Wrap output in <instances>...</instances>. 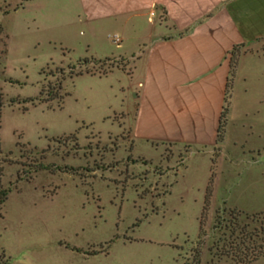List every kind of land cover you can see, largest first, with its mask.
Wrapping results in <instances>:
<instances>
[{
	"label": "rangeland",
	"instance_id": "rangeland-1",
	"mask_svg": "<svg viewBox=\"0 0 264 264\" xmlns=\"http://www.w3.org/2000/svg\"><path fill=\"white\" fill-rule=\"evenodd\" d=\"M74 6V0H0V163L1 183L9 187L0 207V264H190L196 249L199 264H228L231 253L213 241L227 248L229 231L213 223L217 208L232 206L255 213L248 228L264 246V147L233 144L248 128L228 122V155H211V198L197 244L208 158L193 152L184 158L189 147L173 143L158 157L151 148L132 153L152 158L128 152V128L113 121L121 123L125 76L105 73L126 62H77L87 30ZM62 36L72 44L67 53ZM109 39L102 33L94 40L107 50ZM238 55L232 50L231 59ZM237 87L224 101L235 117L245 108L264 115V101L256 100L264 74L253 72ZM252 133L248 144L258 141ZM37 161L45 167L33 170ZM247 264H264V255Z\"/></svg>",
	"mask_w": 264,
	"mask_h": 264
},
{
	"label": "crops",
	"instance_id": "crops-1",
	"mask_svg": "<svg viewBox=\"0 0 264 264\" xmlns=\"http://www.w3.org/2000/svg\"><path fill=\"white\" fill-rule=\"evenodd\" d=\"M74 2V17L87 30L84 50L76 59L107 57L126 62L123 67L115 63L105 73L117 69L125 76V83L119 85L124 96V104L118 108L121 123L113 121L128 128V152L132 156L143 155L132 153L137 147L158 150V157L165 143L186 145L189 149L184 151V158L191 152L205 155L210 174L212 153L217 160L228 155L225 133L228 122L234 121L238 131L250 129L259 142L248 144L251 140L246 130L233 144L239 142L244 148L246 143L250 150L264 147V115L260 116L258 108H245L235 117L229 107L224 115L225 132L216 141L228 88L229 99L234 98L237 82H246L253 72L264 74L260 66L264 59V0ZM102 33L110 37L107 50L94 40ZM113 34L118 35V43L111 41ZM59 39L61 53H67L72 44L65 36ZM234 49L239 55L231 77ZM242 90L246 92L247 85ZM256 100L263 102L264 92ZM249 115L257 120L247 119Z\"/></svg>",
	"mask_w": 264,
	"mask_h": 264
},
{
	"label": "trees",
	"instance_id": "trees-1",
	"mask_svg": "<svg viewBox=\"0 0 264 264\" xmlns=\"http://www.w3.org/2000/svg\"><path fill=\"white\" fill-rule=\"evenodd\" d=\"M88 59L86 57H80L77 58L78 63H82L87 61ZM236 61L233 59H230V73L233 75L234 69H235ZM80 73V71H78ZM230 78L228 81L229 86ZM59 86V85H58ZM55 94H51L48 99L54 98ZM225 101V98H224ZM1 106V103H0ZM227 105L223 104L222 111L220 114V124L218 127V132L216 135V141H220L222 139V132L224 131V115L227 112ZM1 152V149H0ZM45 165L37 161L34 163L33 170L44 168ZM1 174H2V165L0 163V207L4 199L6 198V195L8 193L9 187L3 186L1 183ZM212 176L213 171H211L208 184L205 186V192H204V199L203 204L201 206V211L199 215V222H198V235H197V244H201L204 241V231H203V223L205 221L206 216V210L208 208V205L210 204V198H211V186H212ZM29 177V175H28ZM255 213L251 214L248 212H243L242 210L230 207L227 210H224V208H217L215 210V222L213 223V226L215 228H221L228 229L230 237V241L227 244L223 243L218 246L216 241H213L214 247L216 250H223L225 249L226 253H231V262L228 264H247L251 263L254 260H257L259 257L264 255V246L261 243H257L256 236L257 231L255 228L252 230L248 228V225L250 224V220L254 221ZM249 219V220H247ZM260 229L261 226H259ZM219 240V239H218ZM224 240V239H223ZM199 249H196V255H194V259L190 264H199L200 258H199ZM186 264V263H185Z\"/></svg>",
	"mask_w": 264,
	"mask_h": 264
},
{
	"label": "built area",
	"instance_id": "built-area-1",
	"mask_svg": "<svg viewBox=\"0 0 264 264\" xmlns=\"http://www.w3.org/2000/svg\"><path fill=\"white\" fill-rule=\"evenodd\" d=\"M111 41L114 43H118L119 37L116 34L111 35Z\"/></svg>",
	"mask_w": 264,
	"mask_h": 264
}]
</instances>
